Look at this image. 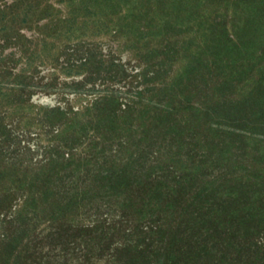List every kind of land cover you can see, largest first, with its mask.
<instances>
[{
	"label": "rangeland",
	"instance_id": "obj_1",
	"mask_svg": "<svg viewBox=\"0 0 264 264\" xmlns=\"http://www.w3.org/2000/svg\"><path fill=\"white\" fill-rule=\"evenodd\" d=\"M0 264H264V0H0Z\"/></svg>",
	"mask_w": 264,
	"mask_h": 264
}]
</instances>
